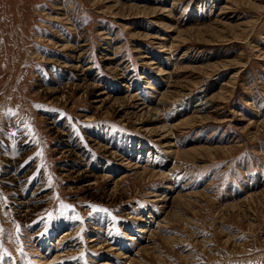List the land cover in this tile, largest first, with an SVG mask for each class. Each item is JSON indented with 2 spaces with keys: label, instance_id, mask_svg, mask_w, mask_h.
<instances>
[{
  "label": "rangeland",
  "instance_id": "374dc122",
  "mask_svg": "<svg viewBox=\"0 0 264 264\" xmlns=\"http://www.w3.org/2000/svg\"><path fill=\"white\" fill-rule=\"evenodd\" d=\"M0 264H264V0H0Z\"/></svg>",
  "mask_w": 264,
  "mask_h": 264
},
{
  "label": "bare ground",
  "instance_id": "6f19581e",
  "mask_svg": "<svg viewBox=\"0 0 264 264\" xmlns=\"http://www.w3.org/2000/svg\"><path fill=\"white\" fill-rule=\"evenodd\" d=\"M206 99H204L203 97H200L199 98V101H198V105H205L206 104ZM155 115H158V113H156ZM159 116V115H158ZM156 116V117H158ZM173 144V143H172Z\"/></svg>",
  "mask_w": 264,
  "mask_h": 264
}]
</instances>
